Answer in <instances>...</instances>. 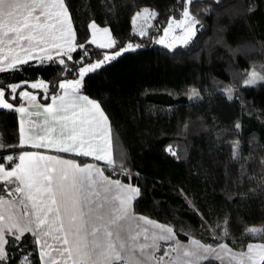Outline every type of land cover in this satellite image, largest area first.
Returning <instances> with one entry per match:
<instances>
[{
    "label": "trees",
    "instance_id": "1",
    "mask_svg": "<svg viewBox=\"0 0 264 264\" xmlns=\"http://www.w3.org/2000/svg\"><path fill=\"white\" fill-rule=\"evenodd\" d=\"M184 5L185 0H66L77 44L89 40V20L106 24L117 48L127 41L136 44L88 74L80 91L97 99L108 116L114 148H122L114 167L103 164L105 172L141 190L133 211L168 222L180 239L194 235L204 242L233 243L246 234L247 224L264 229V82H239L249 67L264 75V0H191L196 35L187 45L157 43L167 18L179 16ZM142 6L158 14L144 36L131 24ZM87 47L85 63L105 51ZM72 55V61L64 58L71 71L55 61H32L0 73V84L40 78L49 85L47 93L32 90L45 102L58 92L60 79L76 76L82 50ZM230 81L236 84L231 98L220 90ZM190 86L198 96L187 95ZM11 95L8 91L10 102ZM18 101L17 96L13 103ZM0 140L3 147L18 146L14 110L0 109ZM19 149L0 156L15 157ZM121 165L131 180L120 175ZM260 234L264 238V231ZM7 252L6 264H21L25 255L39 264L31 234ZM202 264L220 263L211 258Z\"/></svg>",
    "mask_w": 264,
    "mask_h": 264
},
{
    "label": "snow or ice",
    "instance_id": "2",
    "mask_svg": "<svg viewBox=\"0 0 264 264\" xmlns=\"http://www.w3.org/2000/svg\"><path fill=\"white\" fill-rule=\"evenodd\" d=\"M190 3L185 0L182 19L170 17L163 29L167 36L175 23L183 32L179 42L184 45L196 35L198 23L190 14ZM157 15L145 7L134 14L132 22H147ZM87 27L90 39L86 44H77L66 0H0V73L19 70L32 61H55L71 71L64 58L72 61V54L82 50L75 61L82 65L76 73L79 78L61 80L59 89L63 94H53L51 103L41 105L33 92H18L30 87L47 93L49 85L43 80L0 84V109L28 117L20 121L18 146L3 147L0 140V152L30 144L35 149L93 157L115 166L108 116L96 100L81 95L80 89L88 74L134 49L128 43L116 50L117 41L110 29L98 27L95 21ZM146 34L141 27L139 35ZM157 43L164 44V37ZM88 44L109 51L102 59L85 63L90 56ZM258 82H264V75L253 71L244 84L253 86ZM8 91L12 102L6 98ZM232 91L231 87L227 89L229 98ZM198 95L193 89L192 97ZM17 96L42 111H29L23 104L14 106ZM168 151L175 155L171 146ZM0 160L5 161L0 163V264L8 261L7 249L19 248L28 234L40 249L42 264H202L213 257L221 258V253L229 254L236 264H264V243H249L247 251L239 253L232 252L226 243L212 247L192 239L188 245L182 244L172 227L134 214L132 206L140 196L139 187L110 180L95 164L81 165L75 159L39 151H20L18 157L0 156ZM121 169L120 175L131 180V173L123 170V165ZM262 231L246 229L253 235ZM222 235L228 236L227 228ZM21 264H34L31 255L23 256Z\"/></svg>",
    "mask_w": 264,
    "mask_h": 264
},
{
    "label": "rangeland",
    "instance_id": "3",
    "mask_svg": "<svg viewBox=\"0 0 264 264\" xmlns=\"http://www.w3.org/2000/svg\"><path fill=\"white\" fill-rule=\"evenodd\" d=\"M145 7H146V6H142L139 10H141V9H143V8H145ZM184 7H185V5H184ZM184 7L182 8L181 14H180L179 16H177V17H172V16H170V17L173 18V19L176 20V21L182 19V12H183ZM139 10H136L135 12H133V14H132V16H131V24H132V28H133L134 30L138 31V32L140 31L141 27H143V30H145V26H146V25L148 24V22L150 21V19H149L147 22H145V21H143L142 19H140V20H137L135 24H133V22H132V17H133L134 14H135L137 11H139ZM190 14H191V13H190ZM191 15H192V14H191ZM192 16H193V15H192ZM170 17L167 18L166 22L164 23V25H163L162 28H161V31L157 34V36H156L155 39H156V41H158L161 37H164V45H166V46H172V45H174V44H182V43L179 42V37L183 35V32L181 31L180 28H177V27H176L175 23L173 24V30L169 31V33L167 34V36H165V34H164L163 29H164L165 27L168 26V22H169V18H170ZM93 21H94V20H89V23H91V22H93ZM95 23H96V24L98 25V27H100V28H108V26H107L106 24H99V23H97V22H95ZM90 35H91V33H90V31H89V36H88L89 39H90ZM128 43H131V42H128V41L125 42L123 45H121L120 47L116 48V50H119V48H121V47H125ZM131 44L133 45V47L136 46L135 43H131ZM105 51H109V50H105ZM105 51H104V52H105ZM104 52H103V54H104ZM103 54H102L101 57L96 58V59H93L92 61H89V62H86V63L96 62L98 59H102V58H103ZM80 66H82V65H80ZM80 66H79V67H80ZM253 71H256L259 75H262L260 72H258L257 70H255L253 67H249V69H248L246 75H245V76H244L239 82H240V83H244V81L248 79V74H250V73L253 72ZM77 78H79L77 75H76L75 77H72V78H62V79L59 80V83H60L61 80H63V79H77ZM39 80H40V79H39ZM41 80H42V79H41ZM31 82L34 83V82H36V81H31ZM235 86H236V84L230 81V82L226 83L224 86L220 87V90H222L223 92H225L226 95H228L227 89L231 87L232 90H233V88H234ZM193 89H195L196 92L198 93V90H197V88H196L195 86H190V87L188 88V90H187V95L192 96V90H193ZM110 176H111V175H110ZM112 177H113V176H112ZM111 179H112V178H111ZM115 179H116V177H115ZM116 180H117V179H116ZM122 182H123V183H128V182H124V181H122ZM133 186H134V185H133ZM137 213H138V212H137ZM135 215H136V216H144L143 214H139V213H138V214H135ZM144 217H147V218L151 219V217H148V216H144ZM151 220L156 221L157 223L163 224V225H165V226H169V227H171V225H170L168 222L159 221V220H156V219H154V218L151 219ZM249 228H259V229H260V226L257 225V224H247L246 227H245V229H244L246 234H243V235H241V237L234 239V240H233V241H234L233 243L228 242V241H226V240H224V239H222V238H219V239H218L216 242H214V243L204 242V241L198 239V238H197L196 236H194V235H189V236H187L186 239H180V238H178V237L176 236V239L179 240V241H180L182 244H184V245H188V244H189V241L192 240V239L199 240V241H201V243H204V244H207V245H211L212 247H217V246H218L219 244H221V243H226V244L228 245V247L232 250V252L239 253V252H241V251H247V245H248L249 243H253V244L264 243V238L261 236L260 233H257V234H255V235L247 233V232H246V229H249ZM164 246L166 247L167 245H164ZM159 254H162V252L159 253ZM213 258H214V260L216 259V261H217L218 263H220V264H236L235 261H230V255H229V254L221 253V258H216V257H213Z\"/></svg>",
    "mask_w": 264,
    "mask_h": 264
},
{
    "label": "crops",
    "instance_id": "4",
    "mask_svg": "<svg viewBox=\"0 0 264 264\" xmlns=\"http://www.w3.org/2000/svg\"><path fill=\"white\" fill-rule=\"evenodd\" d=\"M88 24H89V22H88ZM50 54H52V53H50ZM39 79H40V78H34V79H32V80L29 81V84L32 83L31 81H38ZM40 80H41V79H40ZM43 81H44V80H43ZM44 82H45V81H44ZM58 85H59V81H58ZM24 90L31 91V92H33L35 95H37L35 90L29 89V88H25V87L20 88V89L18 90V92H19V91H24ZM42 90H43V89H42ZM55 94L62 95L63 93H62V91L59 89L58 92L55 93ZM80 94H81V95H86V96H88L90 99H93V100H96V101H97V99H95L94 97H91V96H89V95H87V94H85V93H83V92H81V91H80ZM51 96H52V95H51ZM51 96H50L49 99H48L47 101H45V102H40V101L38 100V98H37V103H38V104H41V105L51 103V102H52V101H51ZM97 102H98V101H97ZM98 103H99V102H98ZM20 104H23V105H24L29 111H32V112L42 111V109H38V108L35 107V106H31V107H30V106L28 105L27 101H24V100H21V99H19V101H18L17 103H15L14 106H19ZM102 110H103V109H102ZM22 118H23L25 121L28 120V117H26V116H23V117H22V114H21V113L16 112V120H17V142H18V144H19L20 121H21ZM39 119L42 120V117H40ZM108 122H109V121H108ZM27 127H28V125H27V123H25V128L27 129ZM109 127H110V125H109ZM20 151H39V152H41V153H43V154L60 155L62 158H65V159H75L73 156H71V154H73V153H57L54 149H35V148H33L30 144L24 146V147L21 148V149H19V150L16 152V156H15V157H18V156H19ZM122 154H123V152H122V148H121L119 145H117V147L115 148V151H114V153H113L114 165H116L115 162H117V160H119V159L122 157ZM75 160H76V159H75ZM76 161H77L78 163H80L81 165H83L84 163H92V164H95V165H97L98 167H100L101 169L104 170V166H103V164H105V162H103V161H95L93 157H88V159H86V160H82V161H80V160H76ZM17 162H18V160H17ZM0 163H2V162H0ZM105 165H106V164H105ZM104 175L107 176L110 180H116V179H117V178L115 179V177H112V176H110L109 174H107V173L105 172V170H104ZM111 178H112V179H111ZM117 180H119V179H117ZM120 181H121V180H120ZM132 211H133V210H132ZM133 212H134V214H138V213L135 212V211H133ZM139 214H141V213H139ZM143 215H144V214H143ZM144 216H146V215H144ZM151 219H153V218H151ZM37 252H38V257H39V264H42L41 257H40V254H39V253H40V249H39L38 246H37Z\"/></svg>",
    "mask_w": 264,
    "mask_h": 264
}]
</instances>
